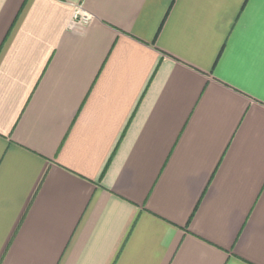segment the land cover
Segmentation results:
<instances>
[{"label":"crops","instance_id":"crops-1","mask_svg":"<svg viewBox=\"0 0 264 264\" xmlns=\"http://www.w3.org/2000/svg\"><path fill=\"white\" fill-rule=\"evenodd\" d=\"M262 15L0 0V264H264Z\"/></svg>","mask_w":264,"mask_h":264},{"label":"built area","instance_id":"built-area-1","mask_svg":"<svg viewBox=\"0 0 264 264\" xmlns=\"http://www.w3.org/2000/svg\"><path fill=\"white\" fill-rule=\"evenodd\" d=\"M73 19L81 24H85L89 21V17L86 14L82 13L79 8H77L73 13Z\"/></svg>","mask_w":264,"mask_h":264},{"label":"snow or ice","instance_id":"snow-or-ice-1","mask_svg":"<svg viewBox=\"0 0 264 264\" xmlns=\"http://www.w3.org/2000/svg\"><path fill=\"white\" fill-rule=\"evenodd\" d=\"M260 3L264 5V0H260ZM259 28H260V36L262 45H264V15L261 16L259 21ZM262 71H264V67H262Z\"/></svg>","mask_w":264,"mask_h":264}]
</instances>
